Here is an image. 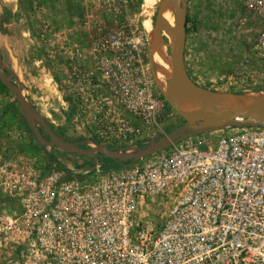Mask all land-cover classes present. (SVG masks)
I'll return each instance as SVG.
<instances>
[{"label":"rangeland","instance_id":"obj_1","mask_svg":"<svg viewBox=\"0 0 264 264\" xmlns=\"http://www.w3.org/2000/svg\"><path fill=\"white\" fill-rule=\"evenodd\" d=\"M124 1L127 4L131 0ZM162 1L157 10L146 11L144 2L139 12L130 13L127 19L134 28L129 32L126 22L120 21L122 7L118 0H84V5H89L85 19L80 20L70 11V22L62 17L63 0H22L23 6L19 0H0L3 64L13 81L35 103L52 133L69 142L95 141L133 151L186 119L174 105V108L167 105L164 92L157 85L143 23L150 17L156 28ZM187 12L185 59L194 81L211 93L230 96L263 91L264 69L254 51L256 26L250 16L241 12L236 1L188 0ZM113 19L117 21L114 25L119 26L114 27L109 41L116 51L112 57L105 34ZM129 34L135 37L127 39L139 54L137 58L126 55L133 50L126 46L130 43L125 40ZM165 40L170 41L167 36ZM172 45L168 46V57ZM118 83L125 84V89ZM151 100L155 103L151 104ZM150 105L154 108H149ZM95 115L109 117L126 132L133 128L139 131L126 140L114 135L110 141L101 143L95 135L100 125ZM223 134V131L214 133V142ZM148 160L136 165L142 166ZM110 165L115 164L105 158L65 155L38 143L14 96L0 84V169L5 167L19 173L31 169L45 175L62 168L82 180L94 181L99 175L96 168ZM7 178L0 171V184ZM172 204L171 198H151L145 203L141 217L159 229ZM21 209L17 199L5 186L1 187L0 264L8 261L16 241L21 240V235L7 231L10 218Z\"/></svg>","mask_w":264,"mask_h":264},{"label":"built area","instance_id":"obj_2","mask_svg":"<svg viewBox=\"0 0 264 264\" xmlns=\"http://www.w3.org/2000/svg\"><path fill=\"white\" fill-rule=\"evenodd\" d=\"M235 1L256 26L264 69V0ZM95 119L101 143L139 131ZM223 132L217 142L214 133L186 139L142 166L97 170L94 181L62 168L2 167L0 188L22 207L7 226L21 240L4 264H264V126ZM159 196L173 204L156 229L141 213Z\"/></svg>","mask_w":264,"mask_h":264},{"label":"water","instance_id":"obj_3","mask_svg":"<svg viewBox=\"0 0 264 264\" xmlns=\"http://www.w3.org/2000/svg\"><path fill=\"white\" fill-rule=\"evenodd\" d=\"M163 4H169L173 8V27L176 32L166 63V71L173 83L177 98L189 111V117L173 128L156 134L141 148L133 151L126 148H110L95 141H87V143L66 141L48 129L35 103L12 80L3 64L0 48V81L14 96L28 128L38 143L53 147L65 155L111 160L115 165L104 168L112 170L130 167L194 136L230 128L264 126V91L239 94L245 96L246 100L220 101L194 81L188 72L185 59L188 0H163L161 5ZM1 25L0 14V31Z\"/></svg>","mask_w":264,"mask_h":264},{"label":"bare ground","instance_id":"obj_4","mask_svg":"<svg viewBox=\"0 0 264 264\" xmlns=\"http://www.w3.org/2000/svg\"><path fill=\"white\" fill-rule=\"evenodd\" d=\"M159 2L160 0H145V10H157L160 4ZM158 17L159 19L156 23V28L150 17H146L143 22L148 33L150 53L152 57L151 62L153 65L152 67L154 68L156 82L159 88L164 92L163 94L165 97L176 107L181 116L183 118H188L189 111L177 98L173 83L166 71L168 46L174 43L176 37V32L173 27L174 12L172 6L169 4L160 5ZM1 20L3 23L2 17ZM166 36L169 38V42L165 40ZM10 76L13 80L12 74H10ZM211 96L220 101L232 102L234 100H246V97L243 95L230 96L220 93H211ZM41 118L47 123L42 115Z\"/></svg>","mask_w":264,"mask_h":264},{"label":"trees","instance_id":"obj_5","mask_svg":"<svg viewBox=\"0 0 264 264\" xmlns=\"http://www.w3.org/2000/svg\"><path fill=\"white\" fill-rule=\"evenodd\" d=\"M20 1V4L23 6V2L22 0H19ZM144 2L145 0H131L130 2H127V4H125V1L124 0H118V4L119 6L122 7V17H120V21L121 22H126L125 26H126V30L127 31H132L134 26L132 27L130 24H131V21H128L127 19V16L130 14V13H136V12H139V10L142 9V6H144ZM63 14H62V17L65 21L67 22H70L69 21V18H70V11L74 12L79 18L80 20L82 19H85V15H87L86 13L88 12V8H89V5H84V0H63ZM105 18L107 19V15L105 16ZM117 21L115 19L112 20V26H110V29L108 28V31H106V34H105V37H109V40H108V54L110 56H115L116 55V51L113 49L112 47V42H109L112 40V32L114 30V27H118L119 25H114V23H116ZM141 24V23H140ZM128 26H131V28H129ZM142 26V25H141ZM143 28V27H142ZM123 38H124V33H123ZM127 38H131V39H134L132 35H128L126 36L125 40L129 41V39ZM130 43L126 44L127 48L128 49H133V45H132V41L130 40L129 41ZM125 46V45H124ZM122 54H125V51L122 52ZM132 54H135V55H138V53L136 52V50H132V51H129L128 53H126V55L128 57H130L129 55H132ZM144 56V55H143ZM145 58V57H144ZM146 59V58H145ZM55 82L57 84H59V81H58V78H55V76H53ZM0 84L3 88H6L0 81ZM7 89V88H6ZM61 90V88H59ZM164 100L166 101L167 105L171 108H174L173 105L163 96ZM108 160V159H107ZM109 162H112L111 160H108Z\"/></svg>","mask_w":264,"mask_h":264},{"label":"flooded vegetation","instance_id":"obj_6","mask_svg":"<svg viewBox=\"0 0 264 264\" xmlns=\"http://www.w3.org/2000/svg\"><path fill=\"white\" fill-rule=\"evenodd\" d=\"M188 24V23H187Z\"/></svg>","mask_w":264,"mask_h":264}]
</instances>
